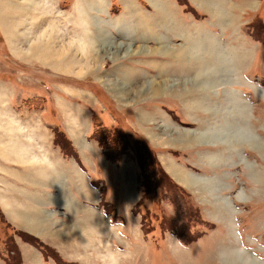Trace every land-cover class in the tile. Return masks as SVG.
Listing matches in <instances>:
<instances>
[{
    "label": "rangeland",
    "instance_id": "obj_1",
    "mask_svg": "<svg viewBox=\"0 0 264 264\" xmlns=\"http://www.w3.org/2000/svg\"><path fill=\"white\" fill-rule=\"evenodd\" d=\"M177 2L181 5L178 11L180 9L182 15H188L189 18L208 19L209 14L212 15L209 18L210 24L195 23L194 26H188L179 20L177 32L187 30L188 37L178 35L174 40L184 45L186 38H190L191 46L185 49L188 54L177 53L182 55L178 59L183 62L190 60L194 70L176 68V74L168 72L164 68L169 70L170 66L174 69L175 65L165 61L167 66H161L162 70L154 75L126 64L129 63L126 59L138 56L131 55L133 51L127 56L122 49L103 46L95 55L75 47V42H85L90 37L84 35L75 38L73 30L72 34L67 33L69 28L65 26L70 19L69 15L75 14L74 5L81 3L83 7L85 4L93 8L91 0H0V96H6L8 102H29V106L47 109L44 117L61 120L62 112L55 106L56 99L71 103L72 99L80 96L68 92L67 88L91 89L97 83L115 105L111 113L118 115L115 120L119 123L133 122L136 125V109L143 106L166 108L179 122L177 127H164L162 133L155 130L157 141L160 142L155 141L157 145L153 146L144 137L151 150H147L149 156L143 155L146 160L142 168L131 156L134 151L130 153L125 149L128 146H124L125 139L131 136L128 134L138 135L134 126H129L128 131L124 129L127 134L122 135V128L99 130L97 136L104 141L105 147L99 144L103 155L106 152L118 154L111 146L120 152L116 160L105 155L115 163L112 167L103 165L101 160L97 164L98 174L106 178H99L105 197L99 201V206L104 208L112 225L98 219L88 221L83 211L75 223L66 224L64 230L51 234L50 241H56L65 255L58 248L39 239L52 251L44 257L48 261L44 264H226L224 260L230 258L223 257L224 253L232 252L235 256L237 251L245 255V260L264 264V181L258 182L255 178L257 171L264 174V52L261 48L256 57L249 51L247 55L238 58L239 47L234 44L235 39L223 42L220 35H212L216 24L225 23L224 14L223 17L215 16L213 20L208 2H201L200 7L194 6L189 0ZM56 5L61 10L67 8V11L63 9L66 12L60 14ZM128 5L130 11L122 15L126 18L137 17V20H132V26H139L142 18L148 28H136L147 37L138 40V32L130 24V29L127 30V25L124 35L113 36L111 39L116 42L118 40L117 43L131 44L130 50L135 48L138 52L149 53L148 49L154 48L149 43L154 38V15L152 11L139 9V12L130 2ZM110 8L114 13L120 9V4H111ZM260 14L251 21L262 29L264 13ZM80 15L84 16L85 13L81 12ZM67 16V19H63ZM52 24L59 31L56 36H50L47 32L42 40L36 38ZM191 28L194 31L190 34ZM255 31L254 27L253 33ZM259 31L253 35L259 37ZM22 33L25 40L20 41L19 45L15 39ZM91 40L95 41L94 38ZM10 41L18 52L26 53L23 58L18 59L12 54ZM183 45L170 49H179ZM154 56H145L146 67L158 68L153 64L156 60ZM216 56L225 57L227 64L222 66ZM199 61L207 64L213 61V65L219 62L221 67L209 76L204 73L206 77L201 80H191L197 73L198 68L194 67H197ZM126 69L130 75H126ZM199 70L203 72L204 69L200 67ZM165 82L172 84V87L165 86ZM237 104L245 107V113H237L240 109ZM93 110L97 122L101 123L100 110ZM63 115L69 119L66 114ZM11 124L12 121L4 119L2 127L10 130ZM53 124L56 125V122ZM236 125L241 127L244 134L249 133L260 140L250 142L245 139L240 143L244 135L237 132ZM2 137L9 139L5 143L15 144L18 141L15 134H3ZM171 144L189 147L193 168L184 162L186 153L182 155L178 151L180 148L174 150ZM160 148L166 150V158L172 154L173 158L186 164L183 166L186 169L183 183L172 179L165 172L158 156L157 150ZM65 150L74 154L69 144ZM148 158L154 165L159 162L169 178H165L157 166H149ZM48 168L39 166L38 170L40 174L46 173V177L56 179L57 176L48 174ZM178 169L174 167L173 173ZM129 211L131 214H128ZM17 231L20 230L7 222L0 211V258L3 261L7 259L9 264L11 261L25 264L17 243L28 241L19 236ZM236 260V264H242L239 255Z\"/></svg>",
    "mask_w": 264,
    "mask_h": 264
},
{
    "label": "crops",
    "instance_id": "obj_2",
    "mask_svg": "<svg viewBox=\"0 0 264 264\" xmlns=\"http://www.w3.org/2000/svg\"><path fill=\"white\" fill-rule=\"evenodd\" d=\"M189 1L196 7H200L201 2H210L209 6L213 13V20L215 16L223 17L213 4H216L220 11H222V8H227L226 15L224 14L223 17L225 23L216 24V30L212 31V35L214 37L215 35H220L223 42H227L231 38L232 40L235 39L234 44L239 47L237 54L240 57L238 58H241V55H247L249 51L256 57L258 50L261 48L264 52V26H261L262 32L251 21L254 18L257 19L259 13H264V0ZM91 2H93V8L84 3V7L81 3L74 5L75 14L69 15L70 19L67 26H65V28H69V31H66L67 33L72 34L71 30H73L75 38L77 36L89 35L94 40L109 36L108 33L111 34L110 38L113 36L121 37V35H124V31H126L127 25H129L128 30L131 24V27L138 32V40L143 39L147 35H142V32H139L140 29L136 27L140 26L142 30H145L148 28L145 25V21L140 18L139 26H132L134 23L132 20H137V17L126 18L122 15L124 12H128V10L130 11L131 7L128 5V2H130L138 11L139 9L147 12L152 11L154 15L153 20L151 19L154 25V38L152 42H149L151 44L150 47L153 46V50L162 48L159 52L155 53H151L150 49H148L149 53L138 52L134 48L131 55L136 54L138 56L133 59H126L129 60V63L126 64L135 67L137 70L147 71L148 74L154 75L162 70L161 66H167V62L165 61H170V64L175 65L174 69L169 65V70L164 68L168 72L175 73L177 72L176 68L187 71L193 69L189 66L188 59L183 62L181 61L182 59H178L182 55H171L166 52V49L183 45L177 43L179 40H174L177 39L176 36L184 37V35H187L188 37L187 30L177 32L179 31L177 25L179 20H182L181 22H185L188 26H194L195 23L210 24L209 18L212 15L209 14L208 19L206 17L192 16L189 18L188 15H182L183 11L180 9L178 11L180 4L177 0H105V2L104 0H100L99 2L98 0H91ZM117 2L120 4V9L112 13L111 4ZM223 2H225V6ZM211 3L212 6L210 5ZM58 7L56 5V8L61 11L60 14L67 11L65 7L62 10L59 9L61 7ZM81 12H84L86 16H81ZM118 13H121V15ZM67 18L68 16L63 19ZM213 20L211 23H213ZM254 27L256 28L255 32L260 30L257 34L259 37L253 35L255 33H253ZM193 31L194 29L191 28L189 30L190 34ZM15 40L20 45V41L25 40L24 34L18 35ZM168 40L171 41L168 42ZM11 41L13 40L11 39ZM11 41L9 45L12 54L18 59L23 58L26 53H21L22 51L18 52ZM161 52L163 53L161 54ZM149 54L155 55L154 59L156 60L153 61V64L158 68L146 67L144 65L145 56ZM165 56H168V58ZM190 64L193 65L192 62ZM124 71L126 75H130L128 73L129 70L126 69ZM248 71H251V69ZM164 76L166 77V74ZM164 76L162 75V77ZM164 85L172 87V84H166V82ZM173 86L176 87V84L174 83ZM80 88H67L68 92H75V94L80 96V98L72 99L71 103L61 98L56 99L55 106L62 112V115H60L61 120L52 119L49 116L44 117V113L47 111L45 108H35V105L29 106V102L25 101L21 104H18L14 100L8 102L9 99L6 96H0V211L6 221L13 227L51 244L58 248L62 254L64 252L57 242L50 241L51 234L64 230V226L74 222L77 217L83 214V211H85L84 218L86 217L85 219L88 221L98 219L99 221L106 222V224L108 223L110 226L112 225L104 208L99 206V201L101 202L103 198L105 199L102 182H99V178L103 180L106 178L104 175L100 176L98 174L97 164L100 160L103 162V165L108 167H112V164L114 165L115 163L103 155L97 139L92 135L94 116L91 110L94 108L100 110L101 119L105 124H108V117L114 121L116 120L92 89ZM103 88L111 97L107 89ZM113 100L117 103L116 99ZM63 114H66L69 119ZM4 119L12 121L10 130L2 127ZM135 121L136 125L133 122L131 124L127 123V125L134 126L138 134L146 137L152 142L153 146L157 145L155 144V141H157L155 130L158 133H162L164 127L169 126L172 128L174 125L177 127L179 123L173 113L166 111V108H160V106L158 108L143 106L136 109ZM54 122H56V125L53 124ZM55 126H57V129L59 128L60 132H63L65 138L69 141V145L76 155L78 154V157L64 153L61 146L55 142ZM7 132L9 135L15 134L18 136V141L15 144L5 143L9 139L3 138L2 135H8ZM21 147H25V149L23 150ZM170 147L174 150L180 148L178 151L182 155L186 153L187 156L184 162L193 168L194 163H191L192 155L190 154L192 151L188 149L189 147L172 144ZM161 149L157 151H159L158 156L162 162L161 165L163 164L162 167L172 179L183 183L184 180L174 175L173 168L177 167L185 172L186 169L183 166H186V164L173 158L172 154L170 158H166L164 154L166 150ZM9 154L10 157H8ZM12 155L18 157V159H14ZM44 160L57 172L56 179L46 177V173L40 174L38 166L45 165L43 163ZM125 164L131 166L129 163ZM77 208H80L79 211H75ZM128 214H131V212L129 211ZM17 246L23 263L29 264L31 263L30 261H33L35 264H44L48 262L44 260L41 251L30 243L22 241L21 243H17ZM0 264L6 263L0 258Z\"/></svg>",
    "mask_w": 264,
    "mask_h": 264
},
{
    "label": "bare ground",
    "instance_id": "obj_3",
    "mask_svg": "<svg viewBox=\"0 0 264 264\" xmlns=\"http://www.w3.org/2000/svg\"><path fill=\"white\" fill-rule=\"evenodd\" d=\"M38 3V2H37ZM36 3V4H37ZM43 3V2H42ZM208 3H210V2H208ZM211 6H212V3L210 4ZM223 5H225L224 3H223ZM213 6L217 9V10H219L218 9V6L215 4H213ZM221 14H225V9H223L222 11H221ZM56 25H58V23L56 22ZM55 24H52V26H50L49 28H47L46 27V29H44L43 31H41L37 36H36V38H39V39H41L42 40V38H45V34L47 33V32H49V34H50V36H56V34L59 32L58 31V29H57V26H56ZM59 26V25H58ZM49 36V37H50ZM85 37V36H84ZM111 36H110V34H109V36H104V37H101L99 40H95V41H92L91 40V38H90V40H88V41H85V42H82V41H80V40H78V41H80V42H78L77 40V42H75V40H73L72 42L74 43V44H76V46L75 47H77V48H81L82 49V51H84V52H90V53H95V55H96V53H97V51H99V50H101L102 48H103V46H108V47H110V48H114V49H122V52H123V54H128L129 52H131L132 50H130V45L131 44H127V43H123V42H119V43H117L118 42V40H117V42L115 41V40H113V39H111L110 38ZM186 37V36H185ZM212 38V37H211ZM57 39V38H56ZM190 39V38H189ZM189 39L188 38H186V43L181 47V48H179V49H174V50H172V49H166V52L167 53H169V54H175V55H177V56H180L179 54H188L186 51H185V49H189V47L191 46L190 44H191V41H189ZM45 40V39H44ZM51 41V40H50ZM54 41V40H53ZM210 41H211V39H210ZM72 42H69V43H71L72 44ZM70 45V44H69ZM215 45V44H214ZM68 47V46H67ZM219 47V46H218ZM162 48V47H161ZM161 48L159 49V48H157V49H155V50H150L151 51V53L153 52V53H155V52H159L160 50H161ZM164 49V48H163ZM223 51V50H222ZM165 52V51H164ZM224 52V55H227V53L225 52V51H223ZM163 52H161V54H162ZM177 53H179V54H177ZM207 55H208V53H207ZM211 57V56H210ZM217 57V61H219L220 62V64L223 66L224 64H227V61L225 60L226 58L224 57H222V58H220L219 56H216ZM219 62H217L216 63V65H213V61H211L210 63H205V62H202V61H199V64L197 65V67H194V68H198V69H196L197 70V73H196V75L195 76H193L192 78H191V80H194V78H196V81H198V80H201V79H203L204 78V76H205V74L204 73H206L208 76L211 74V72H215V70H216V68H218V67H221L220 66V64H219ZM224 62H226V63H224ZM189 66H191V64H190V60H189ZM200 67H203V72H202V70H199L200 69ZM194 70V69H193ZM226 70V69H225ZM199 71H201V72H199ZM206 77V76H205ZM237 107L238 108H240L239 110H237V113L239 112V114H242V113H245V111H244V109H245V107H241V106H239V104H237ZM237 126V125H236ZM237 128H238V133L239 134H241V136H243V137H241L240 138V143L241 142H244V140L245 139H249L250 140V142H253V140H260V139H258L257 137H255L254 135L252 136V135H248L247 133H243V130L241 129L240 130V126H237ZM187 134H189L188 132H187ZM186 134V135H187ZM189 136V135H188ZM182 137V136H181ZM245 137V138H244ZM186 139H188L187 137H186ZM22 149V148H21ZM24 150V149H23ZM43 163H45V165H42L43 167H45V166H49V168H48V174L50 175V176H57V172L53 169V167L49 164V163H47L46 161L45 162H43ZM39 167V166H38ZM257 173V174H256ZM255 173V178H256V181H258V182H263L264 181V174H262V172H256ZM174 175L175 176H177V177H180V179L181 180H184L185 179V176H186V173L182 170V169H178V171H175L174 170ZM193 180V179H192ZM228 180V179H227ZM187 183H188V181H187ZM261 185V184H260ZM263 188V187H262ZM262 191V190H261ZM46 222V221H45ZM240 256V262H242V264H255L253 261H251V260H245L246 258H245V255L244 254H242V253H240V252H238L237 251V255H232V252L231 253H228V252H225L224 253V256L223 257H226V258H230L229 260H224V262L226 263V264H236V256Z\"/></svg>",
    "mask_w": 264,
    "mask_h": 264
},
{
    "label": "trees",
    "instance_id": "obj_4",
    "mask_svg": "<svg viewBox=\"0 0 264 264\" xmlns=\"http://www.w3.org/2000/svg\"><path fill=\"white\" fill-rule=\"evenodd\" d=\"M113 1H115V0H113ZM91 89L96 93L98 98L106 106L107 110L111 113V111H113L114 104L106 96V94L101 90V88L98 86V84L95 83V85H93V87H91ZM94 115H95V112H93V116ZM113 116L117 117L118 115L114 114ZM108 118H109L108 119V124H105L102 119H100V120H102V122L98 123L97 122L98 119H96L94 117V130H93V134L92 135L97 139L98 143L103 148H105L104 147V141L100 137L97 136V134L99 133V130L109 131V130H111L113 128H122V133L120 135L126 133V132H124V129H126L127 131L130 130V128L127 125V123H119L117 120L114 121L110 117H108ZM128 135H131V136H129L128 139H125L126 142L124 143V146H128V147L125 148V149H127L126 151H129V152L134 151V154H133L134 158H136L137 162L139 163L140 168L145 167V160L146 159L143 158V155L146 154V155L149 156V153L147 152V150H151L150 147L148 146L149 145L148 142L140 134H138V135L128 134ZM55 138H56L55 142L58 143L61 146L62 150L65 151L66 154L73 155L74 157H77L75 152H74V154H73V152H71L70 154H69V152H66L65 149L67 147V144H69V141L65 138L64 134L62 132H60L58 129H55ZM117 138H119V137H115V139H117ZM61 140L64 141V142H62ZM111 147H112V149H113V151L115 153H118V154L120 153V152L115 150L114 146H111ZM118 154H116V155H118ZM105 155H106V157H108L109 159H112V160H116L117 157H118V156H116L114 154H108L107 152H106ZM150 155H151V157L154 160V155L152 154V152H150ZM148 160H149V163H148L149 166H157L158 170H160V172L164 175V177L165 178H166V176L168 177V175L161 168L159 162L158 163L155 162L156 165H154L149 158H148ZM17 233L19 234V236H21L22 238L26 239L29 243H31L32 245H34L35 247L40 249L45 258L48 256L49 252L52 253L50 248H48L45 244H43L38 238L34 237L33 235H30V234L22 232V231H17ZM8 248H12V247L9 246ZM10 250H12V249H9V251ZM5 261H6V264H9L7 259H5ZM10 264H18V261H15V262L11 261Z\"/></svg>",
    "mask_w": 264,
    "mask_h": 264
}]
</instances>
